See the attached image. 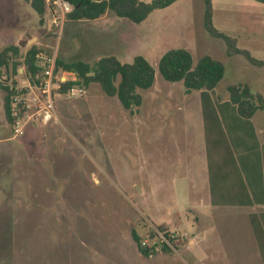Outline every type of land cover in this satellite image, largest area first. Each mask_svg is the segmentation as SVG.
I'll use <instances>...</instances> for the list:
<instances>
[{
  "label": "rangeland",
  "instance_id": "1",
  "mask_svg": "<svg viewBox=\"0 0 264 264\" xmlns=\"http://www.w3.org/2000/svg\"><path fill=\"white\" fill-rule=\"evenodd\" d=\"M212 9L214 28L264 61V2L212 0ZM204 10L203 0H177L139 24L68 17L58 37L45 21L33 20L29 3L0 0V51L16 45L25 55L36 44L64 61L90 64L107 55L131 63L141 55L156 71L153 86L138 90L141 105L131 110L98 83L76 98L56 92V119L49 123L32 116L40 92L24 67L14 76L0 73V83L15 80L31 106L23 113L22 133L13 138L0 87V264H199L182 249L192 236L182 238L181 226L194 221L184 192L192 177L187 162L204 142L201 104L181 82L165 80L158 62L169 50L185 48L194 64L203 56L222 62L218 95L238 82L264 93V67L230 56L226 42L205 29ZM178 160L181 169L167 165ZM238 226L229 224L227 231ZM159 227L176 235L171 252H163L156 238ZM133 231L141 242L159 243L154 254L139 252ZM241 239L232 238L230 261L215 264H260L255 245Z\"/></svg>",
  "mask_w": 264,
  "mask_h": 264
},
{
  "label": "crops",
  "instance_id": "2",
  "mask_svg": "<svg viewBox=\"0 0 264 264\" xmlns=\"http://www.w3.org/2000/svg\"><path fill=\"white\" fill-rule=\"evenodd\" d=\"M35 14L33 20H40ZM49 15L44 16V26L50 30V21L46 22ZM109 17L122 19L107 12L93 21H106ZM32 27L37 30L36 25ZM23 36L22 33L20 40ZM238 84L247 85L238 82L230 86ZM228 87L224 95H218L215 88L203 97L201 91H185L187 95L194 92L201 104L204 142L197 147L196 156L186 166L192 176L191 184L184 192L186 207L192 212L194 221L181 226L184 231H181V237L191 235L192 238L187 239L186 247H179L199 264H215V260L230 261L233 258L230 245L232 238L239 237L244 245L248 241L255 245L260 264H264L250 220L251 216L256 218L258 234L264 245V223L261 220V216L264 218V93H253L248 86L252 94L262 98L263 106L251 118L244 119L230 102ZM167 165L181 169L184 164L178 160L169 161ZM250 201L253 202L251 206H243ZM229 224L241 228L227 231ZM242 252L243 258L247 259L248 252L244 247Z\"/></svg>",
  "mask_w": 264,
  "mask_h": 264
},
{
  "label": "trees",
  "instance_id": "3",
  "mask_svg": "<svg viewBox=\"0 0 264 264\" xmlns=\"http://www.w3.org/2000/svg\"><path fill=\"white\" fill-rule=\"evenodd\" d=\"M40 17V22H44L45 14H49L50 7L46 0H24ZM74 5L73 12L69 17L73 20H96L109 12L116 17L127 19L139 24L146 20L148 16L157 9H164L172 5L177 0H153L151 2H141L140 0H70ZM264 2V0H260ZM204 3V26L214 37L223 39L228 47L230 56L241 54L249 62L258 67H264V61L254 59L249 52L237 48L236 40L217 31L212 24V0H203ZM45 52L41 47L32 44L25 55L20 53L16 45H9L0 51V73L6 76L19 74V68L24 67L25 73L32 86L39 87L42 68L38 64L36 54ZM56 71H66L76 76L75 81L61 83L59 92L65 94L74 86L87 87L90 83H98L108 97L116 96L126 110H131L135 106H140L142 96L138 90L151 88L155 81L156 71L149 61L141 56H136L131 63H124L113 55L101 57L94 64L82 60L64 61L56 57ZM160 75L169 82H181L186 92L201 91L202 97L212 92L223 79L225 68L222 62L210 57L203 56L194 64L193 56L188 49L176 48L166 52L157 65ZM2 77V75L0 76ZM0 87L5 92L3 108L6 121L13 123L12 98L18 94L17 82L3 80ZM22 91L21 93H24ZM230 102L236 106L237 114L244 119L251 118L255 112L263 106L260 96L251 93L245 84L232 85L228 87ZM252 201L243 203V206H251ZM251 224L256 235L257 245L262 255L264 263V245L258 234L256 218L250 217ZM261 220L264 223V218ZM160 231H165L159 227ZM155 232L150 234L153 239ZM132 238L136 243L139 252L149 257L154 254L159 243L154 242L152 246H142L139 235L133 231ZM172 244L174 240L170 241ZM162 250L165 253L171 252L172 248L163 244Z\"/></svg>",
  "mask_w": 264,
  "mask_h": 264
},
{
  "label": "built area",
  "instance_id": "4",
  "mask_svg": "<svg viewBox=\"0 0 264 264\" xmlns=\"http://www.w3.org/2000/svg\"><path fill=\"white\" fill-rule=\"evenodd\" d=\"M46 3L50 7V29H54L59 37L65 22L74 10V5L70 0H46ZM56 57V54L49 55L45 52L36 54L38 64L42 68V71L38 87L40 96L37 98L38 103L32 116H40L45 123L56 119L55 93L59 92L61 83L76 80V76L73 73L61 70L56 71ZM20 91L21 89H18V94L12 98L14 116L12 130L14 137L22 133L27 123V119L25 120L26 115L23 113H26L31 108L30 104L22 97ZM84 91L85 88L83 86L74 85L66 91L65 95L70 98H76L83 95ZM156 238L159 239L160 244L165 243L172 247L170 241H175L176 235L166 231H159L157 232ZM141 245L151 246L146 239L141 242Z\"/></svg>",
  "mask_w": 264,
  "mask_h": 264
},
{
  "label": "water",
  "instance_id": "5",
  "mask_svg": "<svg viewBox=\"0 0 264 264\" xmlns=\"http://www.w3.org/2000/svg\"><path fill=\"white\" fill-rule=\"evenodd\" d=\"M93 1H98V0H93Z\"/></svg>",
  "mask_w": 264,
  "mask_h": 264
}]
</instances>
